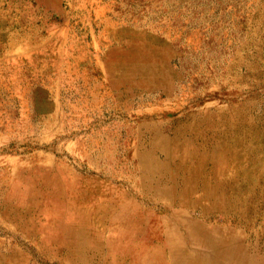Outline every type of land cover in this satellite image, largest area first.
<instances>
[{"label": "rangeland", "instance_id": "rangeland-1", "mask_svg": "<svg viewBox=\"0 0 264 264\" xmlns=\"http://www.w3.org/2000/svg\"><path fill=\"white\" fill-rule=\"evenodd\" d=\"M0 264H264V0H0Z\"/></svg>", "mask_w": 264, "mask_h": 264}, {"label": "crops", "instance_id": "crops-1", "mask_svg": "<svg viewBox=\"0 0 264 264\" xmlns=\"http://www.w3.org/2000/svg\"><path fill=\"white\" fill-rule=\"evenodd\" d=\"M45 8H47L46 6H44Z\"/></svg>", "mask_w": 264, "mask_h": 264}]
</instances>
